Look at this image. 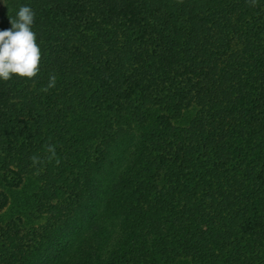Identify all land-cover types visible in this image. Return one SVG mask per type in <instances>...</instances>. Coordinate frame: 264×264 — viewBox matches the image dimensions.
I'll return each instance as SVG.
<instances>
[{
	"label": "trees",
	"instance_id": "trees-1",
	"mask_svg": "<svg viewBox=\"0 0 264 264\" xmlns=\"http://www.w3.org/2000/svg\"><path fill=\"white\" fill-rule=\"evenodd\" d=\"M23 4L0 264H264V0H2L0 30Z\"/></svg>",
	"mask_w": 264,
	"mask_h": 264
},
{
	"label": "clouds",
	"instance_id": "clouds-1",
	"mask_svg": "<svg viewBox=\"0 0 264 264\" xmlns=\"http://www.w3.org/2000/svg\"><path fill=\"white\" fill-rule=\"evenodd\" d=\"M9 23L10 28L0 30V82L8 81L13 76L31 79L39 71L41 55L32 30L34 12L29 5L23 4ZM54 85L55 77L50 76L48 87ZM47 150L55 155V148L52 145H48ZM31 159L33 164L38 162L36 156Z\"/></svg>",
	"mask_w": 264,
	"mask_h": 264
}]
</instances>
